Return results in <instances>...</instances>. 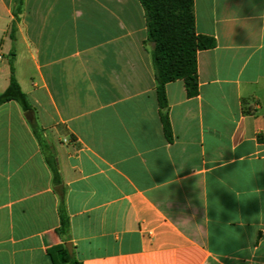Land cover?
Wrapping results in <instances>:
<instances>
[{
    "label": "crops",
    "instance_id": "0c3cea01",
    "mask_svg": "<svg viewBox=\"0 0 264 264\" xmlns=\"http://www.w3.org/2000/svg\"><path fill=\"white\" fill-rule=\"evenodd\" d=\"M13 5L0 0V94L12 59L62 185L27 113L1 104L0 264H57L66 242L83 264H247L250 246L264 264V0H194L216 46L197 54L196 97L166 85L172 142L139 0H24L14 40Z\"/></svg>",
    "mask_w": 264,
    "mask_h": 264
},
{
    "label": "trees",
    "instance_id": "16d2710c",
    "mask_svg": "<svg viewBox=\"0 0 264 264\" xmlns=\"http://www.w3.org/2000/svg\"><path fill=\"white\" fill-rule=\"evenodd\" d=\"M143 6L147 26L148 41L154 44L153 64L156 80V95L160 107L163 131L169 142L173 141V127L169 117V104L166 85L176 80H183L187 96L196 97L199 94V78L197 54L201 50L216 46L213 37L198 34L196 31L194 0H139ZM24 0H14L13 23L11 38L14 40L17 24L23 13ZM14 56V55H13ZM11 77L8 88L0 94V105L16 101L25 113L32 111V105L23 92L15 76L14 64L10 59ZM31 126L45 157L46 163L53 174V183L62 185V178L56 153L44 136V130L34 121ZM59 194V233L67 241L70 231V218L65 202L63 188ZM57 264H83L76 255L70 254L64 243L55 247Z\"/></svg>",
    "mask_w": 264,
    "mask_h": 264
},
{
    "label": "clouds",
    "instance_id": "9594fccd",
    "mask_svg": "<svg viewBox=\"0 0 264 264\" xmlns=\"http://www.w3.org/2000/svg\"><path fill=\"white\" fill-rule=\"evenodd\" d=\"M261 20H264V14H261L260 17H259ZM262 30H264V27L261 28ZM169 185V184H168ZM167 185V187H168ZM166 187V189H167ZM241 227H243V225H241ZM249 244L251 245V242H249ZM250 249V252H251V257H249L248 261H247V264H253V257H254V252L251 250V246L249 247ZM232 259L236 260V264H239V258L238 257H232Z\"/></svg>",
    "mask_w": 264,
    "mask_h": 264
},
{
    "label": "water",
    "instance_id": "95a60500",
    "mask_svg": "<svg viewBox=\"0 0 264 264\" xmlns=\"http://www.w3.org/2000/svg\"><path fill=\"white\" fill-rule=\"evenodd\" d=\"M26 117H27V119L29 121H32L33 120V111L27 112ZM65 245L68 248L69 253L70 254H73V246H72V243L71 242H66Z\"/></svg>",
    "mask_w": 264,
    "mask_h": 264
},
{
    "label": "built area",
    "instance_id": "2783aa9c",
    "mask_svg": "<svg viewBox=\"0 0 264 264\" xmlns=\"http://www.w3.org/2000/svg\"><path fill=\"white\" fill-rule=\"evenodd\" d=\"M1 59H2V57H1V55H0V61H1Z\"/></svg>",
    "mask_w": 264,
    "mask_h": 264
}]
</instances>
